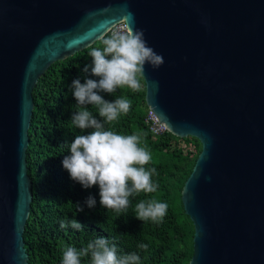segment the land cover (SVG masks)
<instances>
[{"label": "water", "instance_id": "95a60500", "mask_svg": "<svg viewBox=\"0 0 264 264\" xmlns=\"http://www.w3.org/2000/svg\"><path fill=\"white\" fill-rule=\"evenodd\" d=\"M119 22L164 60L144 66L146 106L201 145L181 191L188 264H264V0H0V264H28L32 91Z\"/></svg>", "mask_w": 264, "mask_h": 264}, {"label": "trees", "instance_id": "16d2710c", "mask_svg": "<svg viewBox=\"0 0 264 264\" xmlns=\"http://www.w3.org/2000/svg\"><path fill=\"white\" fill-rule=\"evenodd\" d=\"M110 36L108 33L103 37ZM93 48L103 49L102 39L64 60L53 63L38 79L32 91L33 111L28 129L29 144L26 150L28 175L31 179L32 202L24 232V248L28 264H62L63 251L68 246L77 250L86 247L97 237L108 239L115 244L117 256L136 252L140 264H188L193 254L194 228L185 214L181 191L189 177L201 145L195 138H179L169 132L154 136L145 123L148 107L145 103V85L133 92L127 87L116 92L98 94L106 101L125 97L131 107L105 130L118 134H142L141 146L151 154L146 169L155 168L152 182L156 185L154 193L140 192L129 197V205L120 213L106 209L100 204L99 186L84 188L71 179L62 161L70 155V144L76 135L88 134L71 122L76 110L72 82L79 79H96L83 72L85 65H91L89 55ZM97 119L98 109L88 105ZM91 196L94 207L89 208L85 201ZM141 200H156L168 205L162 222L141 221L136 218L135 206ZM78 206L83 211L78 210ZM76 220L83 228L74 229L69 221ZM65 221L67 226L60 227ZM147 244V250L138 248ZM81 264H91V257H81Z\"/></svg>", "mask_w": 264, "mask_h": 264}, {"label": "clouds", "instance_id": "9594fccd", "mask_svg": "<svg viewBox=\"0 0 264 264\" xmlns=\"http://www.w3.org/2000/svg\"><path fill=\"white\" fill-rule=\"evenodd\" d=\"M102 44V50L93 48L90 51L92 64L83 68V72L90 71L92 76L99 79H86L83 84L79 79L72 82V94L78 110L72 115L71 122L82 131H92L75 136L69 147L71 154L64 157L62 165L71 179L84 188L98 185L100 204L120 213L128 207L129 197L134 194L157 191L158 185L152 182L156 169L144 167L151 161V154L141 146L142 134L122 135L105 130V124H111L129 111L130 101L121 97L109 102L98 93L112 94L123 87L139 92L145 64L155 69L164 60L147 46L143 30L133 29L129 24L126 31H113L111 36L102 38ZM88 105L96 106L102 119H97L88 110ZM85 203L92 208L96 201L89 196ZM167 209L166 203L141 200L135 206L136 218L143 222L160 223ZM78 210L83 211V208L78 206ZM69 223L74 229L83 228L75 219ZM66 226L65 221L60 222L61 228ZM137 247L147 250L148 245L141 243ZM89 255L91 264H140L141 259L136 252L118 257L115 244L110 245L108 239L97 237L80 250L66 247L62 264H81V257Z\"/></svg>", "mask_w": 264, "mask_h": 264}, {"label": "built area", "instance_id": "2783aa9c", "mask_svg": "<svg viewBox=\"0 0 264 264\" xmlns=\"http://www.w3.org/2000/svg\"><path fill=\"white\" fill-rule=\"evenodd\" d=\"M126 25L124 22H119L116 25H114L110 30L108 31V34L111 36L113 31H126ZM145 123L149 128V131L154 136H160L164 134L165 132H168V130L155 118L151 110L148 108L146 115H145Z\"/></svg>", "mask_w": 264, "mask_h": 264}]
</instances>
